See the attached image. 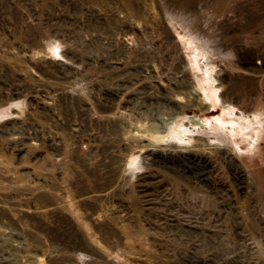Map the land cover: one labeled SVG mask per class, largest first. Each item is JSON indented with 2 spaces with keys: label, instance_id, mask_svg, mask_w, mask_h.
Returning a JSON list of instances; mask_svg holds the SVG:
<instances>
[{
  "label": "rangeland",
  "instance_id": "obj_1",
  "mask_svg": "<svg viewBox=\"0 0 264 264\" xmlns=\"http://www.w3.org/2000/svg\"><path fill=\"white\" fill-rule=\"evenodd\" d=\"M182 68L195 105L112 95ZM237 116L264 117V0H0V264H264V118L255 149ZM191 121L234 131L245 195L214 152L225 136ZM186 127L196 141L172 150L211 143L217 195L153 168L135 135L165 148Z\"/></svg>",
  "mask_w": 264,
  "mask_h": 264
},
{
  "label": "bare ground",
  "instance_id": "obj_2",
  "mask_svg": "<svg viewBox=\"0 0 264 264\" xmlns=\"http://www.w3.org/2000/svg\"><path fill=\"white\" fill-rule=\"evenodd\" d=\"M190 66L192 70L198 71L195 58L191 59ZM206 67L207 69L204 72V75L206 73L209 77L210 76L209 68H211L210 63L207 64ZM188 70H185L182 68L179 71L181 75L176 76V79H178L179 81L177 80L175 82H172V85H167L168 87H166V85H163L162 81H159L157 79L154 80V83H153L154 85L151 86L150 84L147 83V80H146L147 76L142 75L138 83H131L127 81L124 83L125 85H122L121 91L115 94H112V95H114V97H119L120 95H123V96L126 95L128 98L126 101V106L128 107L132 105V103H134L135 100L139 98L141 99V97L145 95L144 90H146L147 88L154 87L156 88L157 91H159V94H155L154 96H152V94L149 95L146 98V100L149 102H152V100H155V99H159V100L162 99V100H166L171 106H174L177 109H181V102H182L181 100L184 101V98L187 96L186 102L189 101L191 104L195 105L196 104L195 99L191 96V94L193 95L192 90H191L193 85L191 87V83L189 82L188 74L190 71ZM157 77L159 76L155 74V71H154V78H157ZM185 78L187 80H185ZM197 80L198 81H197L196 86L198 87L199 90L203 91L205 98H209V95H208L209 91H207L206 82L208 83V81L212 79H207L205 81L203 79L197 78ZM229 116H233V115L229 114ZM262 118L260 119V118L255 117L254 119H251L250 121V119H247V117L243 118L241 116H237L234 119L233 117H230L234 125H236L238 134H241L242 136L241 141L245 142V144L247 142L249 145H253L252 140L255 142V144L256 143L258 144L257 141L260 135L259 134L260 131L258 130V127H260ZM190 124H191V127L194 126V128H196L197 132L199 133H207L208 135L211 130H214L217 136L221 134L225 136L226 140L218 136V139H220V141H218L217 143H214V142L212 143L216 145L215 147H213L215 150L214 152L219 155V158L221 160L226 159L230 162L228 166L230 169L233 168L234 170L236 187H238L237 189L241 192L242 195L243 194L245 195V193L247 192V188H246V182L248 180L247 171L245 170V167L243 168V167L238 166L234 168V164H233L234 158L228 154L229 152L230 154L232 153L230 148L233 144L234 131L231 129L230 135L225 134V133L219 134L218 131H222L225 129L223 127L224 124L219 123V122H216V124L213 123L212 126H210V129H208L209 131L204 130L203 128L207 129V126L203 125L202 123L198 121H194V122L191 121ZM254 124H257V126H254ZM262 127L264 128V126ZM189 130L191 129L188 127H186V130L184 131L182 130L180 131L176 129L175 133L177 134V137L179 138L176 139V142H173L172 144H167L165 148H160L161 146H158V147L156 146V143L158 141L161 142L162 138L165 136L164 132L156 131L153 133H148L146 135L136 133L135 135L138 136L141 140H145L148 142L146 145H143L142 149L148 146L155 148L156 146L155 150L154 148L147 149V157L148 156L151 157L149 162L152 164V166H154L153 168L155 167L164 168V170L171 172L173 174V177L176 180L186 184L192 190H198L202 188L204 189V187H206L207 189L211 190L210 191L211 193L213 192V193H216L217 195V193L220 192L221 188L217 184L216 180H213L212 178L213 169H214L213 165L210 161L205 160L203 158L205 157V152L208 149L207 146H209V144L211 145V143L204 144L203 148L197 147L196 149L198 150H196L195 154H188L182 150H172L173 146L174 145L176 146V144L178 143H179V146L182 144L181 148L182 147L185 148L186 145L183 146V143L187 144L188 142H191L192 140L196 141L194 139L195 137L194 135H187V132H189ZM254 133H257V134L254 135ZM171 139H174V137H172ZM257 144H256L255 149L259 148ZM195 146H198V144L197 145L195 144ZM160 182L162 183V181L160 180L157 181L156 177H153V175L151 174L144 176L143 181L141 182L139 186L140 191L145 192L149 190L154 183H156L155 185H157V183H160ZM109 196H110V193H106L105 198Z\"/></svg>",
  "mask_w": 264,
  "mask_h": 264
}]
</instances>
